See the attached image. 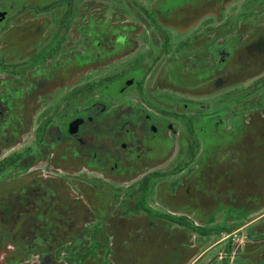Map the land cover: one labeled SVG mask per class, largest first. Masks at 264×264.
Listing matches in <instances>:
<instances>
[{"label":"flooded vegetation","instance_id":"flooded-vegetation-1","mask_svg":"<svg viewBox=\"0 0 264 264\" xmlns=\"http://www.w3.org/2000/svg\"><path fill=\"white\" fill-rule=\"evenodd\" d=\"M263 133L264 0H0V264H264Z\"/></svg>","mask_w":264,"mask_h":264},{"label":"rangeland","instance_id":"rangeland-1","mask_svg":"<svg viewBox=\"0 0 264 264\" xmlns=\"http://www.w3.org/2000/svg\"><path fill=\"white\" fill-rule=\"evenodd\" d=\"M253 112H257V111H253ZM253 112H251L250 113V115H249V118H248V123H247V125H246V127H245V129L247 130V132L248 133H250V132H252L253 134H254V138H255V136H256V132H257V130L259 129V128H257V121H258V116L256 117V114L255 113H253ZM264 134V133H263ZM239 140V144L240 143H243L244 144V142H245V137H244V139H241V138H239L238 139ZM255 144V143H254ZM241 146V145H240ZM255 146H256V144H255ZM252 159V156L250 155V153L248 152V154H246V156H245V158H244V162L245 163H242L241 165H240V169L238 170V171H242V172H246L249 176L251 175V173H253V170H251L250 169V167H249V165L251 166L252 164H251V162L252 161H250ZM248 162V163H247ZM242 167H243V169H242ZM247 167H248V170H247ZM234 170V169H233ZM233 170H229L228 171V176H229V178H228V180H227V182L225 183V184H223V185H221L222 184V182H224V181H226V179H225V177L224 176H220V177H218L219 176V172L217 173V176H216V182H218V184H220L221 186H219V188L216 190V193H215V191H214V193L216 194V195H218V194H220V192H221V190H222V192H224V191H226L225 189H224V185H230V188H233V182H236V184L238 185V189H241V185H240V182H239V177H237L238 175H240V173H237L236 171H233ZM221 175V174H220ZM234 180V181H233ZM216 183H214V185H215ZM249 190V189H248ZM247 194H250V191L249 192H247ZM223 215H225L224 213H222ZM222 243V242H221ZM221 243L220 244H217V246H220L221 245ZM222 246V245H221ZM219 250H221V248L219 249Z\"/></svg>","mask_w":264,"mask_h":264}]
</instances>
